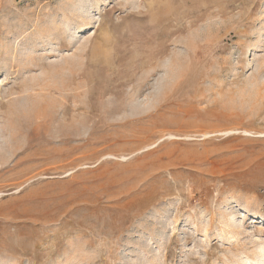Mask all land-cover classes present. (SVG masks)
<instances>
[{
  "label": "rangeland",
  "instance_id": "obj_1",
  "mask_svg": "<svg viewBox=\"0 0 264 264\" xmlns=\"http://www.w3.org/2000/svg\"><path fill=\"white\" fill-rule=\"evenodd\" d=\"M0 264H264V0H0Z\"/></svg>",
  "mask_w": 264,
  "mask_h": 264
}]
</instances>
